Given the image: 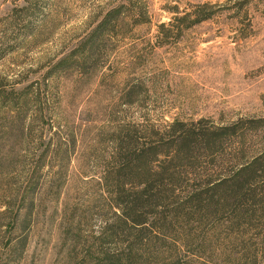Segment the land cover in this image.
<instances>
[{
    "label": "rangeland",
    "instance_id": "374dc122",
    "mask_svg": "<svg viewBox=\"0 0 264 264\" xmlns=\"http://www.w3.org/2000/svg\"><path fill=\"white\" fill-rule=\"evenodd\" d=\"M175 120L263 150L264 0H0V264H113L114 137Z\"/></svg>",
    "mask_w": 264,
    "mask_h": 264
},
{
    "label": "trees",
    "instance_id": "16d2710c",
    "mask_svg": "<svg viewBox=\"0 0 264 264\" xmlns=\"http://www.w3.org/2000/svg\"><path fill=\"white\" fill-rule=\"evenodd\" d=\"M238 125L118 131L105 163L113 264L264 262V148L258 127Z\"/></svg>",
    "mask_w": 264,
    "mask_h": 264
}]
</instances>
